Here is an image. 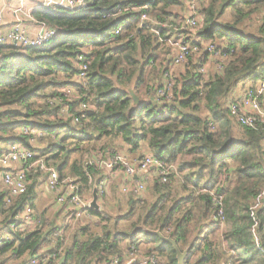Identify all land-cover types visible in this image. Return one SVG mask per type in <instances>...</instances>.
<instances>
[{"label":"trees","instance_id":"obj_1","mask_svg":"<svg viewBox=\"0 0 264 264\" xmlns=\"http://www.w3.org/2000/svg\"><path fill=\"white\" fill-rule=\"evenodd\" d=\"M187 1L83 0L73 9L41 6L32 17L57 31L55 39L39 47L0 46V155L14 143L33 148L37 159L56 169L63 186L71 179L87 201L94 181L105 174L88 164L92 154L70 160L72 153H83L85 143L101 142L103 156L117 147L134 155L144 146L174 167L166 182L153 179L149 190L144 185L147 197L124 194L129 209L112 226L107 213L90 208L100 230L77 223L61 251L60 239L57 246L51 243L53 234L64 236L71 224L56 226L34 210L37 226L2 241L0 264L12 258L32 264L35 256L40 261L33 264H44L43 258L56 264L62 255L63 264H108L126 249L177 264L172 246L144 229L160 230L180 251L188 248L184 264H264V132L235 125L228 111L230 102L264 80V0H201L193 27L185 20ZM251 20L256 26L250 33L244 26ZM178 35L192 45L209 41L214 53L199 48L181 64L184 70L172 73L177 66L167 41ZM79 56L88 63L82 81L76 78ZM203 66L212 68L206 78ZM65 85L77 93L67 118L60 114L62 104L49 103ZM239 85L243 92L236 96ZM48 88L54 92L46 93ZM129 89L139 99L136 106ZM82 103L87 104L84 112ZM22 128L43 134L37 138L41 149L34 148ZM37 171L28 173L25 193L8 208L6 190L0 191V229H7L24 205L34 209ZM213 195L222 197V221L214 218ZM168 198L172 204H166ZM122 220L127 223L115 230ZM218 228H223L220 237L210 239L208 234ZM53 253L56 260L47 257Z\"/></svg>","mask_w":264,"mask_h":264},{"label":"built area","instance_id":"obj_2","mask_svg":"<svg viewBox=\"0 0 264 264\" xmlns=\"http://www.w3.org/2000/svg\"><path fill=\"white\" fill-rule=\"evenodd\" d=\"M24 0H20L22 3ZM201 0H188L185 10L187 11V16H185L186 23L190 26H195L196 24V12L200 7ZM83 3V0H42V6H60L68 9H73L78 7ZM19 8V11H23ZM185 11V12H186ZM0 16V23H1ZM141 20H146V15L141 16ZM57 31L52 28L47 27L42 24V28L35 35H29L25 29L16 22L13 27L6 33H0V46L2 45H18L22 47H39L49 44L57 35ZM168 45L172 47V65L180 66L183 64L189 54L198 52L200 50H206L207 52L214 53V46L211 43H199L190 44L183 37L178 36L173 40H168ZM79 73L76 78L83 80L85 74L88 70V63H86L83 57L79 56ZM217 69L220 70V67ZM202 74H205L206 70L203 66L200 69ZM168 76V75H166ZM80 82V81H78ZM169 81L166 82V84ZM171 84L169 82L166 89L169 90ZM164 91V90H163ZM163 91H159V95H164ZM63 92V93H62ZM60 91L59 95L56 96L55 100L50 99V104H62V110L60 112L63 118L70 116L68 104L73 102L74 99H67L65 96L69 94V90ZM167 97L166 99H168ZM81 112L87 110V104L82 103L79 107ZM228 111L230 117L235 120V122L244 128L251 130L261 129L264 132V80L259 82L255 87L246 89L242 94L240 100H234L228 104ZM74 123H77L76 119H73ZM23 134L28 136L31 135V143L34 145L37 142V138L41 137L43 134L35 129L22 128ZM264 146V138H263ZM108 156V155H106ZM101 156V154H92V158L89 161V165L96 166L98 168H103L110 173L121 169L126 177L125 183L122 186L121 191L125 194L133 191L136 194H142L145 190L143 183H135L134 179L138 175L144 176V174L152 171L153 179H161L162 182H166L167 176L174 170L172 165L166 164L164 161L154 157L153 155L146 154L143 155L137 162H130L127 157L121 153H112L108 157ZM19 165V166H18ZM37 168L39 172L45 174L46 184L50 191L56 195V202L58 204H67L71 211V216L74 222L83 219H94L99 221L98 218L92 217L89 213V201L84 199L80 193L77 186L68 181L65 186L59 180V175L56 169L45 165L42 159H37V154L35 150L31 147H27L20 143L11 144L8 150L0 155V179L3 187L5 188L4 197V207L8 208L15 198L22 195L26 191L27 187V176L33 169ZM110 185L109 178L102 179L97 183V194L99 197H104L108 193V188ZM263 193L257 198L256 205L253 209L259 206L260 198ZM213 205L217 209L215 213L216 219L220 221L223 220V212L221 210L222 197L213 195ZM38 224L35 218L34 209L30 204L24 205L21 210L14 214L12 220L10 221L7 231L9 234L15 232L26 233L34 229ZM52 245L57 246V239H60L63 243L59 248L62 249L65 245L64 236L61 232L56 231L53 234ZM6 238H0V245L2 241ZM61 251V250H60ZM57 253H53L47 256L50 259L56 260ZM122 257L117 256L113 259L111 263L108 264H164L163 260L158 258L155 254H150L147 256L138 255L133 249H126ZM35 256L31 263H37L40 260L36 259ZM59 260L56 264H59ZM42 262L48 264V259L43 258ZM55 263V261H54Z\"/></svg>","mask_w":264,"mask_h":264},{"label":"rangeland","instance_id":"obj_3","mask_svg":"<svg viewBox=\"0 0 264 264\" xmlns=\"http://www.w3.org/2000/svg\"><path fill=\"white\" fill-rule=\"evenodd\" d=\"M207 1L204 4H206ZM254 21L257 22L256 18H254ZM254 21H252V20L251 21H247L246 26H244L245 27L244 30L246 32H250L251 33V32H253L255 30L256 24H255ZM182 65L175 67L176 69L173 68L175 70L172 71V73L177 71V70H181V71L184 70V66H182ZM205 70H206V72H205V74H203V78H206L207 74L209 73L208 70L212 71V68L211 67H205ZM165 79H166V77H165ZM240 87H242V85H240L237 89L239 90ZM245 87L246 86H244V88ZM244 88H243V90H244ZM57 89L58 90H56V91H58L59 93H60V91L62 92V90H64V91L69 90V94L67 96H65V94H64V97H66L67 99H76V97H77V93H76L74 87H72L71 85L61 86L60 88L58 87ZM45 91H46V93L50 94V93L54 92V89L48 88ZM238 95L239 94H236V96H238ZM55 98L56 97H54L53 100H55ZM203 110H205V109L204 108L201 109L202 113L204 112ZM232 121H233V123L235 125L239 126L234 120H232ZM103 142H105V140ZM115 142H116V144H119L120 140L117 139V140H115ZM101 144H102L101 142H100V144L99 143H94V144L85 143V147H84L85 150L83 151V153H81V152L72 153L71 156H70V160L72 161L74 159H80L82 156L84 157L85 160H87V156L90 155V154H95V155L96 154H101L102 153L101 150H100ZM33 146H34V148H39V149L42 148L41 144L39 142H36ZM42 146H43V144H42ZM145 149L143 150L144 153L142 151H140L139 153H135L134 155H130L127 152V149L125 147L124 148H120V147L118 148L117 147L116 148V152H114V153H121V154L125 155L127 157V159L131 162L132 160H136L137 157H139L141 154L142 155L149 154L147 149L146 150ZM101 156H102V154H101ZM44 176H45V174H44ZM176 178H178V177H176ZM150 187H151V185H149L147 187L148 190L150 189ZM176 189L179 190L178 187H176ZM36 191H37V194L39 195V197L36 200L37 209H42V208H44V206L47 207L48 203L52 204L53 202H56L55 201V198H56L55 194H54L55 195L54 198L52 197V199H49L48 194L50 196V192L51 191L49 192V190L47 189L46 185L44 184V181L38 183ZM109 193L106 194L105 199H103V203L101 205L102 208L99 209V210L104 211L105 213H107L108 216H110L109 226H112V224H114L116 218H122L123 216H125L124 211L129 209V205L126 202V200H127L126 195L127 194L124 195L125 193H123L122 191H119V192L115 191L114 193H112V191H110V190H109ZM185 194L188 195V192L185 193ZM141 195H145L147 197L146 188H145L144 192ZM85 198H87V197L85 196ZM148 198H149V195H148ZM166 204H172V201L169 200V198H168V200L166 201ZM119 206H120V209L117 208ZM58 207L60 209L61 205H59ZM48 209H49V207H48ZM46 211L47 210H45V212L40 211V213H39V214H41V213L45 214V218L44 219L46 220V222H54L56 226H60V227H62L64 225V222H66L63 219H62V221L57 220V216H58V211L59 210L54 211V213H52V215H50L49 212H46ZM92 217H95V216H92ZM132 217H134V215H132ZM98 222L99 221H95L94 219H88V218L83 219V220H79V221L74 222V223L70 221L69 223L71 225L66 227L67 230H66V233L64 235V240H65L66 244L69 243V238L71 236L72 230L75 228L77 223H80L79 226H83V225L87 224L88 227H90V230H93L94 232H98L100 230V226H101L100 223L97 224ZM126 223L127 222L125 220H122V221H120L118 223L117 228H114V229L115 230L121 229L124 226V224H126ZM222 229L218 228V230L216 229L213 232L209 233L208 235H209L210 239L219 238L220 237V232L222 231ZM145 246H148V245L145 244ZM12 259L13 260L9 259V264H17L18 261L20 262V259H16V258H12ZM15 260H17V261H15Z\"/></svg>","mask_w":264,"mask_h":264},{"label":"crops","instance_id":"obj_4","mask_svg":"<svg viewBox=\"0 0 264 264\" xmlns=\"http://www.w3.org/2000/svg\"><path fill=\"white\" fill-rule=\"evenodd\" d=\"M41 6H42V0H24L22 3L20 2V0H0V16L2 19L1 23H0V33H2V34L6 33L8 30H10L13 27V25L16 22H19L20 25L25 29L27 34L35 35L38 31L41 30L42 24L36 22V20L32 17V13L37 8H39ZM21 7H22L21 10L23 11V13L21 11H19V8H21ZM242 92H243L242 87H240L239 90L238 89L235 90V95L239 94V96H240L242 94ZM144 149H145V147L142 146V148L140 150L143 152ZM138 158L139 157H137V160H132L131 162H133V163L137 162ZM101 171L103 174H105V178H109V180H110L108 193H109V190L112 191V193H114L115 191H117V192L121 191L122 186L125 183V179H126L124 172L121 169L116 170L112 173H110L109 171H107L105 169H103ZM37 172L38 173L33 174L35 177V180L37 181V184L44 181V184L46 185L47 189L49 190V188L46 184V177L44 176L43 173H41L39 171H37ZM152 176H153L152 171L144 174V176H142L140 174L134 178L136 180L135 183H144L145 186H149L154 182ZM69 181H71V179ZM95 181H97V180H95ZM36 189H37V187H36ZM2 190H5V188L3 187L1 179H0V191H2ZM49 192H50V190H49ZM52 193L53 192L51 191L50 196L48 194L49 199H52V197L53 198L55 197L54 193L53 194ZM35 196L36 197L34 199V209H35L37 214H39L40 211L45 212V210H47L46 212H49V214L52 215V213H54V211L59 210L57 220L62 221V219H63L65 221H69V222L71 221L74 223L72 216L70 214V212H71L70 208L67 204H58L57 202H53L52 204L48 203L47 207L44 206V208H42V209H37L36 200L39 197V195L37 194V191H36ZM91 198L92 197L90 196L89 200ZM55 201H56V198H55ZM98 203H99L100 208H101V205L103 203V198L98 199ZM59 205H61L60 209L58 207ZM48 207H49V209H48ZM6 237H8V238L4 239V241L10 239L11 234L8 233L7 229L1 228L0 229V238H6Z\"/></svg>","mask_w":264,"mask_h":264},{"label":"water","instance_id":"obj_5","mask_svg":"<svg viewBox=\"0 0 264 264\" xmlns=\"http://www.w3.org/2000/svg\"><path fill=\"white\" fill-rule=\"evenodd\" d=\"M129 94L134 101V105L135 106L138 105L139 99L134 94L132 89H129ZM91 197L92 198L89 201V208H91L95 211H98L100 209V205L98 203L97 181H94V183H93V187H92V191H91ZM144 230H145V232H148L149 234L158 236L160 239H162L163 242L169 243L172 246L173 250L175 251L177 264H184V260H185V257L187 255L188 248H186L184 251H180L178 246L176 245L175 241L171 237L164 236L160 232V230H156V231H147L146 229H144ZM64 261H65V255H63L61 257L59 264H63Z\"/></svg>","mask_w":264,"mask_h":264},{"label":"clouds","instance_id":"obj_6","mask_svg":"<svg viewBox=\"0 0 264 264\" xmlns=\"http://www.w3.org/2000/svg\"><path fill=\"white\" fill-rule=\"evenodd\" d=\"M186 8V7H185ZM186 11V10H185ZM178 36H181V35H178ZM178 36H176V38L178 37ZM181 37H183V36H181ZM171 40H173V39H171ZM201 43H211V42H209V41H205V42H201ZM170 46V45H169ZM171 60H172V58H171ZM166 76V75H165ZM90 201V200H89ZM60 259H61V257H60ZM60 261V260H59Z\"/></svg>","mask_w":264,"mask_h":264}]
</instances>
